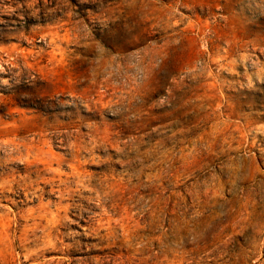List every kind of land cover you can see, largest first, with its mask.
Returning <instances> with one entry per match:
<instances>
[{"label":"rangeland","instance_id":"374dc122","mask_svg":"<svg viewBox=\"0 0 264 264\" xmlns=\"http://www.w3.org/2000/svg\"><path fill=\"white\" fill-rule=\"evenodd\" d=\"M0 264H264V0H0Z\"/></svg>","mask_w":264,"mask_h":264}]
</instances>
